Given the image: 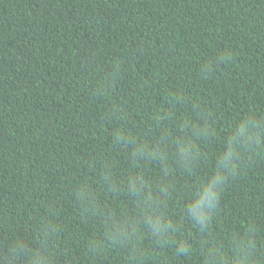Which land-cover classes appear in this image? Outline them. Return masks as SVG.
I'll return each instance as SVG.
<instances>
[{
	"label": "trees",
	"instance_id": "obj_1",
	"mask_svg": "<svg viewBox=\"0 0 264 264\" xmlns=\"http://www.w3.org/2000/svg\"><path fill=\"white\" fill-rule=\"evenodd\" d=\"M0 264H264V0H0Z\"/></svg>",
	"mask_w": 264,
	"mask_h": 264
}]
</instances>
